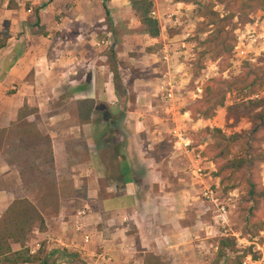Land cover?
Wrapping results in <instances>:
<instances>
[{
	"label": "crops",
	"instance_id": "0c3cea01",
	"mask_svg": "<svg viewBox=\"0 0 264 264\" xmlns=\"http://www.w3.org/2000/svg\"><path fill=\"white\" fill-rule=\"evenodd\" d=\"M164 29L148 34L130 0H0V38L10 36L0 50V137L29 120L18 133L30 147L46 143L56 181L35 203L46 229L11 241L15 251L41 242L43 259L24 264H71L63 250L85 264L213 263L215 234L197 210L206 207L178 153L163 151L177 148L174 127L191 125L176 113L178 95L167 97L185 88L168 53L179 35ZM25 108L32 117H21ZM21 170L0 160V219L27 199Z\"/></svg>",
	"mask_w": 264,
	"mask_h": 264
},
{
	"label": "rangeland",
	"instance_id": "374dc122",
	"mask_svg": "<svg viewBox=\"0 0 264 264\" xmlns=\"http://www.w3.org/2000/svg\"><path fill=\"white\" fill-rule=\"evenodd\" d=\"M154 2L166 36L179 35L180 45H173L175 51L172 48L168 51L176 56L174 61L181 67L179 73L183 79L180 82L183 81L182 87L185 88L176 94V113L185 115V124H191L188 131L195 147L203 151L206 159L205 179L199 180L191 173L192 160L180 146L175 148L174 143L169 142L163 151L178 153L182 179L194 187L198 197L206 186L220 187L231 209V228L245 239V244L236 241L235 249L225 251L223 264H243L248 255L259 259V251L255 249L264 243L261 235L264 231V122L259 125L257 133H252V119L244 117L236 123L230 120L228 107L244 100L249 102L250 99L264 98V0ZM253 34L255 36L251 38ZM159 47H163V44L158 43ZM252 80L261 90L249 98L247 96L252 89L246 88V85ZM199 88L202 92H199ZM223 100L224 106L215 109L214 106ZM253 108L251 106L249 112ZM261 110L254 111L251 116ZM32 111L34 109L25 108L20 115L22 118L32 117ZM28 123L29 120L22 122L17 129L27 134ZM112 127L109 133H113ZM18 130L9 132L7 138L5 133L4 140L0 137V160H7L23 170L25 198L41 213L39 205L35 203H40L43 193L52 195L55 191L54 167L46 143L40 142L38 137L37 142L41 143L39 148L36 149L34 144L30 147L27 136L19 134ZM240 158L248 162L240 168L234 167L233 162ZM202 208L197 207L204 223L202 225L206 230L214 226L215 235L209 241L219 245L222 238L214 215L207 208L202 211ZM34 214L32 211L29 216ZM39 224L37 222L35 228ZM33 231L28 234L25 243ZM212 251L214 255H207L213 257L212 264H221L218 258L220 250Z\"/></svg>",
	"mask_w": 264,
	"mask_h": 264
},
{
	"label": "trees",
	"instance_id": "16d2710c",
	"mask_svg": "<svg viewBox=\"0 0 264 264\" xmlns=\"http://www.w3.org/2000/svg\"><path fill=\"white\" fill-rule=\"evenodd\" d=\"M131 5L139 16L146 32L154 38L160 37L162 32L160 21L158 18L152 15L155 9L154 0H131ZM105 7L108 10L107 3H105ZM9 38L10 36L0 38V50L7 48ZM206 41L209 40L207 39ZM117 78H119V76H117ZM257 87V82H255L254 80L248 81L246 88H250L252 90L249 92V96L247 97L250 98L261 90ZM217 106L223 107L224 100L214 106V108L216 109ZM251 106H253L254 108L253 110H251V112H249ZM260 108L262 109L261 111H258L255 113V115L251 116L254 111H257ZM228 116L230 120L233 119L236 123H239L244 117H250L253 124L252 133H257L260 129L259 125L264 122V98L250 99L249 102L244 100L242 102H238L232 106H229ZM236 136L239 137L240 134H236ZM246 162H248V160H242V158H240L238 160H235L233 162V165L236 168H240L244 166ZM32 211H34L35 214L33 216H29L30 212ZM37 222L40 223L39 227L41 230L46 229L45 220L42 214L28 199L16 200L9 207L5 215L0 219V264H24L41 261L43 259L41 257L40 251L37 254H32L31 250L25 246L21 250L15 251L11 245V241L24 244L26 237L34 230ZM233 248H236V239L224 238L220 242V251L218 254L219 260H222V258L225 257V251ZM63 256L65 257V259L67 258V262L71 264H85L84 260L77 253L63 250Z\"/></svg>",
	"mask_w": 264,
	"mask_h": 264
},
{
	"label": "built area",
	"instance_id": "2783aa9c",
	"mask_svg": "<svg viewBox=\"0 0 264 264\" xmlns=\"http://www.w3.org/2000/svg\"><path fill=\"white\" fill-rule=\"evenodd\" d=\"M154 17L157 18V12L154 11L152 13ZM255 35H251L250 37H254ZM102 44V43H101ZM99 44V46H101ZM243 53H245L243 51ZM174 88H171L168 90L167 97L169 100H172L175 98L176 93L173 91ZM199 92H202V89L199 88ZM172 135L176 139L177 146H180V148L186 153L188 156H190L192 160V165L190 167L191 173L197 177L199 180H204L206 177V165H205V157L203 155V151L198 150V148L195 147V142L190 135L188 128L186 127H174L172 129ZM200 149V148H199ZM200 199L202 200V203L204 206L213 213L215 222L220 230V237L222 239L224 238H235L237 243L239 244H245V239L241 238V236L234 232L231 228V209L225 198L222 196V192L220 191L219 186H206L202 188ZM83 214V213H80ZM214 226H210V230ZM213 231L210 233L213 236ZM261 235L264 239V231L261 232ZM91 242V236L87 234L85 236V243ZM216 251L220 250V243L217 244L215 247ZM42 249L41 242H38L34 246L30 248L32 254H37ZM256 251H259L260 258L254 259L252 255H248L244 260L243 264H264V243L263 245H257Z\"/></svg>",
	"mask_w": 264,
	"mask_h": 264
}]
</instances>
